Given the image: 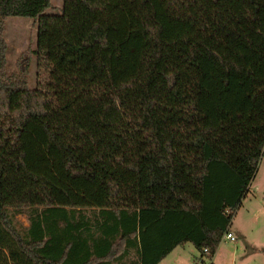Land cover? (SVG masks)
Here are the masks:
<instances>
[{
  "label": "trees",
  "instance_id": "16d2710c",
  "mask_svg": "<svg viewBox=\"0 0 264 264\" xmlns=\"http://www.w3.org/2000/svg\"><path fill=\"white\" fill-rule=\"evenodd\" d=\"M50 7L0 0V264L212 258L263 152L264 0ZM8 16L36 20L33 88Z\"/></svg>",
  "mask_w": 264,
  "mask_h": 264
},
{
  "label": "rangeland",
  "instance_id": "374dc122",
  "mask_svg": "<svg viewBox=\"0 0 264 264\" xmlns=\"http://www.w3.org/2000/svg\"><path fill=\"white\" fill-rule=\"evenodd\" d=\"M46 13L60 11L63 0H50ZM36 20L22 16H8L4 21L3 37L7 46L6 65L9 71L27 66L29 87L36 85L39 75L37 60L33 53L36 46ZM17 220L27 225L26 215H16ZM230 230L236 240L221 239L212 264H264V148L245 195L235 210ZM199 252L190 243L176 246L158 264H199ZM207 259L206 264L210 263Z\"/></svg>",
  "mask_w": 264,
  "mask_h": 264
},
{
  "label": "built area",
  "instance_id": "2783aa9c",
  "mask_svg": "<svg viewBox=\"0 0 264 264\" xmlns=\"http://www.w3.org/2000/svg\"><path fill=\"white\" fill-rule=\"evenodd\" d=\"M263 148H264V147H263ZM221 239H225V240H229V241H235V240H236V238H235L233 232L230 230V228L227 229V230L223 233ZM203 252H204L203 255L200 256V259H198V260H199V261H198L199 264H206V263H205V260H206V259H207L209 262L212 260V258H210V257L208 256V252H207L206 249H203ZM210 263H211V262H210ZM210 263H209V264H210Z\"/></svg>",
  "mask_w": 264,
  "mask_h": 264
},
{
  "label": "crops",
  "instance_id": "0c3cea01",
  "mask_svg": "<svg viewBox=\"0 0 264 264\" xmlns=\"http://www.w3.org/2000/svg\"><path fill=\"white\" fill-rule=\"evenodd\" d=\"M173 250H174V248H173ZM173 250H172V251H173ZM172 251H171V252H172ZM171 252H169L167 255H169ZM167 255H166V256H167ZM166 256H165V257H166ZM165 257H164V258H165ZM164 258H163V259H164ZM159 262H160V261H159ZM159 262H158V263H159Z\"/></svg>",
  "mask_w": 264,
  "mask_h": 264
}]
</instances>
